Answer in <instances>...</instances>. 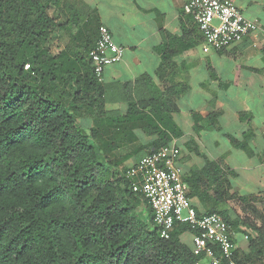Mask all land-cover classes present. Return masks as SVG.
<instances>
[{
  "label": "trees",
  "instance_id": "obj_1",
  "mask_svg": "<svg viewBox=\"0 0 264 264\" xmlns=\"http://www.w3.org/2000/svg\"><path fill=\"white\" fill-rule=\"evenodd\" d=\"M61 2L0 0V264H196L194 246L182 240L190 226L177 223L162 238L147 199L132 190L128 167L112 161L119 144L110 141L129 139L120 128L137 103L129 101L126 118L105 113L90 53L55 54L48 47L58 27L50 11ZM164 49L158 51L165 63ZM151 81L145 76L137 85ZM186 91L172 86L139 103L153 115L140 120L157 134L158 149L183 135L172 114ZM205 159L203 168L183 175L188 197L219 182L218 206L205 213L192 205L200 215L220 214L233 229L219 204L237 199L253 209L261 225H250L257 236L235 259L256 264L264 258V215L252 199L230 196L219 163Z\"/></svg>",
  "mask_w": 264,
  "mask_h": 264
},
{
  "label": "crops",
  "instance_id": "obj_2",
  "mask_svg": "<svg viewBox=\"0 0 264 264\" xmlns=\"http://www.w3.org/2000/svg\"><path fill=\"white\" fill-rule=\"evenodd\" d=\"M189 1L62 0L59 8L50 11L58 27L48 47L55 54L90 53L100 27L106 26L116 44L125 48L123 61L106 69L102 83L105 113L126 118L131 115L129 101L137 103L132 119L120 128L130 134L129 139L122 136L110 141L119 144L111 158L120 167L130 169L162 148L158 149L157 134H151L146 122L140 120L152 113L139 103H149L150 93L187 87L177 102L178 111L172 114L183 135L173 137L170 143L181 149L183 172L203 168L205 158L219 163L227 175L225 188L230 196L252 199L249 204L264 215L263 43L256 47L248 38L223 51L204 53V37L184 10ZM238 4L248 18L264 24V0H239ZM163 46L169 55L165 63L158 51ZM145 76L152 81L137 85ZM241 144H246L248 151ZM220 185L216 182L207 191L202 189L199 197L191 199L192 204L205 213L218 206L213 197ZM219 207L228 210L236 223L237 251L246 253L249 239L245 237L257 236L250 225L260 226V219L237 199ZM182 240L193 245V233H184ZM256 264H264V258Z\"/></svg>",
  "mask_w": 264,
  "mask_h": 264
},
{
  "label": "built area",
  "instance_id": "obj_3",
  "mask_svg": "<svg viewBox=\"0 0 264 264\" xmlns=\"http://www.w3.org/2000/svg\"><path fill=\"white\" fill-rule=\"evenodd\" d=\"M238 2L190 0L185 5V12L194 18L204 37V53L223 51L248 38L254 41V46L261 42L264 46V24L248 18ZM124 56L125 48L116 44L108 27L101 26L98 41L90 52L97 81L103 83L106 69L123 61ZM180 159L181 149L177 144L145 156L126 173L132 180V190L147 199L162 238L169 239L177 223L190 226L194 253L199 258L196 264H239L235 259L236 231L218 213H198L188 197Z\"/></svg>",
  "mask_w": 264,
  "mask_h": 264
},
{
  "label": "rangeland",
  "instance_id": "obj_4",
  "mask_svg": "<svg viewBox=\"0 0 264 264\" xmlns=\"http://www.w3.org/2000/svg\"><path fill=\"white\" fill-rule=\"evenodd\" d=\"M234 201V200H233ZM234 203V202H233Z\"/></svg>",
  "mask_w": 264,
  "mask_h": 264
}]
</instances>
